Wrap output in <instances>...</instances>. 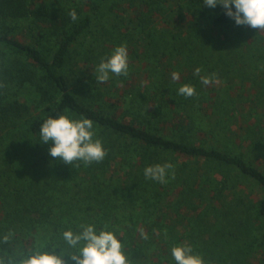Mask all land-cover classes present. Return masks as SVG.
I'll list each match as a JSON object with an SVG mask.
<instances>
[{
  "label": "trees",
  "instance_id": "obj_1",
  "mask_svg": "<svg viewBox=\"0 0 264 264\" xmlns=\"http://www.w3.org/2000/svg\"><path fill=\"white\" fill-rule=\"evenodd\" d=\"M122 44L128 75L97 83ZM197 67L216 82L202 85ZM247 82L258 95H235ZM182 84L196 95H178ZM60 115L93 121L102 162L49 155L39 129ZM263 129L264 34L221 5L0 0V264L43 251L68 260L78 249L62 234L81 224L108 225L130 264H176L180 245L205 264H264ZM169 162L167 183L145 178Z\"/></svg>",
  "mask_w": 264,
  "mask_h": 264
},
{
  "label": "clouds",
  "instance_id": "obj_2",
  "mask_svg": "<svg viewBox=\"0 0 264 264\" xmlns=\"http://www.w3.org/2000/svg\"><path fill=\"white\" fill-rule=\"evenodd\" d=\"M203 5L211 8L221 5L225 15L233 19L236 25L264 32V0H203ZM69 16L72 21L78 19L74 9L69 12ZM128 70V49L122 44L115 47L110 56L101 59L96 69V82H107L110 73L116 77L127 76ZM200 73L201 68L197 67L193 75L200 77L202 85L208 86L216 82L214 73L209 76H201ZM171 78L173 81H179L180 74L174 71ZM177 94L191 98L196 95V89L191 84H182ZM39 135L40 143H51L49 155L67 165L76 162H83L85 165L99 163L106 156L101 140L94 139L93 121L88 118L70 119L66 115L48 117L40 126ZM173 168L174 165L170 162L150 165L144 168V176L161 184L167 183L169 170ZM79 228L78 232L69 228L62 234L64 241L71 248L78 249V253L68 257L71 264H130L124 251V244L114 231L108 230V225L97 229L94 224H81ZM140 234L143 239H148L142 228ZM171 256L176 264H205L204 259L199 254H194L189 245L172 247ZM68 260L62 253L43 251L30 255L20 261V264H68Z\"/></svg>",
  "mask_w": 264,
  "mask_h": 264
},
{
  "label": "rangeland",
  "instance_id": "obj_3",
  "mask_svg": "<svg viewBox=\"0 0 264 264\" xmlns=\"http://www.w3.org/2000/svg\"><path fill=\"white\" fill-rule=\"evenodd\" d=\"M246 27H248V26H244L243 25V28H246ZM261 34H264V32H261ZM247 40H248V43L250 42V39L249 38H247ZM250 87H252L251 86V83H249V82H247V83H245V84H243V85H240L239 87H235L236 89H235V91H234V94L235 93H237L238 95H244V96H248L249 95V93L251 94V95H253L254 96V94H257V92L256 91H254V90H252ZM247 88V89H246ZM249 90H251V92H249ZM237 94H235V95H237ZM235 95H233V98L235 99V98H237ZM258 95V94H257ZM263 132H264V129H263ZM255 164H257L260 168H264L263 166H264V160L262 159V158H260V159H258L257 160V162H255ZM260 164V165H259Z\"/></svg>",
  "mask_w": 264,
  "mask_h": 264
}]
</instances>
